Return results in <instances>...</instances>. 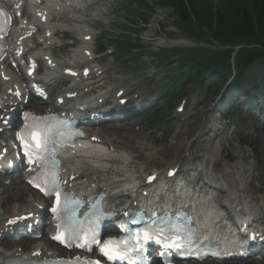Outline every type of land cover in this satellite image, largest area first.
<instances>
[{"label": "bare ground", "instance_id": "6f19581e", "mask_svg": "<svg viewBox=\"0 0 264 264\" xmlns=\"http://www.w3.org/2000/svg\"><path fill=\"white\" fill-rule=\"evenodd\" d=\"M33 1L35 4L32 9L33 19L37 20L43 16L48 19L51 14L50 22L48 21L45 25V33H51L56 29L73 31L77 37L83 40L70 51V58L72 61L68 63H71L75 68L77 63L90 60V43L87 37L91 34L90 31L81 25L68 26L64 23L56 24L52 21L53 14H61L63 13L62 11L65 10L69 11L73 20H75V18H84L82 15L83 13L78 7L82 0H40V4L38 0ZM13 8L14 6L11 5L10 9ZM35 26L34 20L29 23L21 22L15 32L11 31L8 34L9 39L7 44L9 46V51L6 53L8 64L0 62V99L3 101L0 107V121L2 119L12 118L19 108L28 105V101L24 100L25 87L30 90L35 89V87H31L25 83L24 86L21 82L19 83L20 78L23 80L24 75L20 70H16L15 68H13V70L10 69L11 64L15 63V65H17L21 63L19 58L13 60V56L19 51L27 48V33L33 30ZM54 35H56V31ZM40 41V48L30 54L28 58H25V62L28 63L29 59H34L38 62L41 57H43L44 64L48 69L44 73L43 78L51 81L59 76V61L54 58V50L48 47L51 38L42 39L41 36ZM44 43L46 44L44 45ZM171 44L178 45L185 44V42L182 40H173ZM49 56H53L55 63L50 61ZM29 68L30 66L25 67L26 70ZM90 68L92 69V73H94L93 77L74 78L73 83L66 88L62 95L66 106L76 104L82 105L83 103L94 104V102H101L104 98H108L109 96L116 98V95L111 92L113 89L111 88L110 90L109 88L107 78L103 76L102 72H99L98 66H92ZM45 88H47V86ZM8 90H11V94L8 93ZM112 101V105L118 102L117 99H112ZM120 128L121 125L116 123H107L103 127H96L94 124H88L86 126V130L89 132L87 140L90 143L84 146H76L67 151H63L61 154L63 160V179L66 185L73 190L87 191L89 193L103 190L109 196V200L115 203L117 211L123 210L126 204L131 206L136 203L138 194L144 192V189L147 188L141 185L138 191L139 193L136 192L135 194V198L124 196L126 189L132 188L135 183L141 182V180L134 175L135 171L132 169L133 159L137 158V156H132L133 148L137 149L136 152H138L139 149L145 150L147 147L142 144L136 145L137 142L132 140L130 130L126 128L121 131L122 128ZM1 133L2 132H0V134ZM92 137L97 140H91ZM131 144H135L134 147H131ZM0 146L8 148L9 144L0 142ZM170 149L172 150L171 156H163V159L167 160V163L165 165L161 162L154 163L152 165V171L148 172L146 175H153L156 179H162L166 178L167 173L174 169L177 170L176 175L179 176L195 157V154L188 145L174 144ZM142 164L144 165L145 162ZM129 167H131V169H128ZM146 171V168L141 167L140 175ZM22 180L23 177L21 175L14 177L12 178V187L4 188L8 195H16L18 200H20L19 205L3 207L2 204L7 202L8 197L7 195L3 197L0 196V264L3 263L5 258L12 255L41 258L51 257L58 253L57 248L49 247L51 243V239L49 238V224L47 225L45 236L42 241L31 245L27 250H23L19 244L6 249L3 242H1L3 240H15L14 235L10 232L9 226L6 225L7 221L17 218L16 224L22 222L34 223V218L36 216L45 214L42 208V201H36L33 195L29 200L22 198L25 192H33L32 189L26 188L22 184ZM142 181H144L143 178ZM167 185H169V183ZM160 191L164 193V189L161 188ZM130 193L133 194L132 191H130ZM241 196L243 195L238 193V191L231 195L230 203L236 210L244 209L243 201L240 199ZM199 206L198 203H194L193 209L199 210ZM262 216L261 225L264 228V212Z\"/></svg>", "mask_w": 264, "mask_h": 264}, {"label": "rangeland", "instance_id": "374dc122", "mask_svg": "<svg viewBox=\"0 0 264 264\" xmlns=\"http://www.w3.org/2000/svg\"><path fill=\"white\" fill-rule=\"evenodd\" d=\"M139 1L140 0H100L98 3L88 7L85 11L87 18L82 20V23H86L91 27L92 36L95 38L92 42V47H94V45L102 46L100 39L102 35H98L102 30L115 33L118 31L119 27L128 24L131 18L126 15V11L129 6L131 9L135 7L136 2ZM156 1L157 0H152L149 2V4L153 6V11L148 22L143 26V32L139 35L140 50L136 55L128 52L122 56L117 55L115 57V55L109 53L102 55L96 60L101 64V69L104 71L105 77L113 78L112 76H116V81L110 84L114 89L119 87L124 88L129 97L140 94V92L144 90L148 91L147 97L143 96L141 99L138 98L141 102L148 100L151 95H155V98H158L163 88H165V86H162V76L176 71L177 68L176 63H174L176 62L174 59L176 56L174 54L163 53L159 56L156 55L158 52H161V50H157L158 42H162L163 40V35L161 34L165 31L168 33H177L174 29V16L171 10L168 8H161ZM132 10L134 11V9ZM60 20L61 18L58 22H60ZM61 36L62 35L59 37ZM131 37L134 38L133 35ZM202 38L206 40L207 44L206 42H203L204 44H196L194 42V44L190 46H163L166 47L164 48L166 50L179 47L190 49L196 45L205 47L208 45L212 50L215 48L216 42L211 41L212 39L207 35V32L203 33ZM73 40L74 36H71V40H67V42ZM56 51L57 56L60 58L67 54L65 50L58 51L56 49ZM165 55L166 57L163 59ZM263 69L264 60L251 65L244 74V82L249 86L252 73L259 72ZM262 80H264V76ZM53 90L55 89L53 88ZM214 91L215 90L212 88L207 89L200 87L195 82H191L184 90L182 100L180 102L178 100H173L171 102L174 109L171 111V121L168 123L160 124L159 122H154V120L148 116L120 121L129 125L131 128L137 127L139 123L143 131L141 133L135 128V130H131L133 140L137 141L139 144H144L148 148L147 150L139 149L138 152L132 154L137 155L132 169H134L135 174L139 176L141 167H147V169L151 170L152 165L156 162H161L165 165L167 160L163 159V156H171L172 150L170 147L174 144L189 145V139L191 138L195 139L191 145L194 150L196 149V154H199V150L202 147L206 148L210 145L207 142H200L201 144H199V139L201 138L199 136L204 132L205 128L211 127L213 130L208 129L210 132L203 139L207 141L212 137L211 135L214 137L215 133H219L213 140L217 152L220 150L215 158L216 162L213 164V168L222 170L224 165L229 166L227 173L232 171L236 172L234 176L235 180H239V175L243 173L240 169L246 168V164L253 160L255 163L254 175L258 177L259 183L262 186L261 189L259 191L249 190L248 185H238V187L242 190L246 188V193L251 196V198H258L260 195H264V138L259 135V132H261L259 127L260 124L259 122L255 123L254 126L257 127L258 134H251L250 139H244L245 137L243 134H238L236 132L233 134L237 129L239 131L244 130V126L246 127L249 124V116L245 114V112L240 114L234 108L227 109L223 101H220L221 114L223 115L219 112H215L217 108L214 109V112H210L208 108L211 106V103L218 93V91ZM59 92H61V89L58 88V90H55L54 94ZM179 104H182L184 107L182 111L178 109ZM259 110L260 108H256L254 113H258ZM217 144H219L220 147H217ZM143 162H145L144 165L142 164ZM128 169H131V167ZM3 193H1V195H7L8 197V205L4 204L5 206L11 207L15 204H19L20 200H18L16 196ZM31 194L32 193L25 192L22 198L27 200L30 198ZM33 240L34 239L31 238L30 241H28L29 244L35 242ZM246 264L260 263L247 261Z\"/></svg>", "mask_w": 264, "mask_h": 264}, {"label": "trees", "instance_id": "16d2710c", "mask_svg": "<svg viewBox=\"0 0 264 264\" xmlns=\"http://www.w3.org/2000/svg\"><path fill=\"white\" fill-rule=\"evenodd\" d=\"M143 0L142 5H146ZM164 7L170 8L174 14V22L185 35L203 39L207 32L215 43V49L199 48L188 53L183 61L188 67L180 73L181 77L199 79L201 85H208L213 76L204 74L215 71L214 67L230 65L231 52L235 45H240L234 59L235 67L243 71L249 62L264 55V0H158ZM151 7L142 10L143 18L139 24L145 23L150 15ZM137 25H135L136 27ZM120 51L129 50L137 45L124 40H118ZM216 72V71H215ZM178 76H166L164 81L174 85L177 92ZM157 111L154 112L156 114Z\"/></svg>", "mask_w": 264, "mask_h": 264}, {"label": "snow or ice", "instance_id": "6c2138e0", "mask_svg": "<svg viewBox=\"0 0 264 264\" xmlns=\"http://www.w3.org/2000/svg\"><path fill=\"white\" fill-rule=\"evenodd\" d=\"M0 15H2V13H0ZM18 95V93H17ZM31 126H27L25 129H22L20 132L17 133V138L20 139L22 142L24 141V138L30 137L31 140L33 141V144L31 145V147L37 152V153H43L45 151H47V144H48V136L47 133L43 136V137H39L37 135H34L31 131H30ZM51 131V130H50ZM171 175V173H169ZM149 180L152 179V177L148 178ZM30 183H34L33 181L30 180ZM45 185H47V191L45 190ZM34 186L40 188V190L42 192H45V194H50L52 187L54 186V180L52 183H50L47 179H45L44 177H37L36 178V182L34 183ZM61 207L59 198H57V205L54 206L52 208L53 212H57L59 210V208ZM15 221H9V224L14 223ZM57 240H60L61 242L64 241V238L61 237L60 235H57L56 237H54ZM147 238V237H146ZM82 246V245H81ZM180 243L174 241L172 244L169 245V247H180ZM101 251L104 253V255L108 256L109 259L114 258L115 256L118 255V253H116L115 250V242L113 241H105L104 244L101 246ZM91 264V262H90ZM94 264H98V262H94Z\"/></svg>", "mask_w": 264, "mask_h": 264}]
</instances>
